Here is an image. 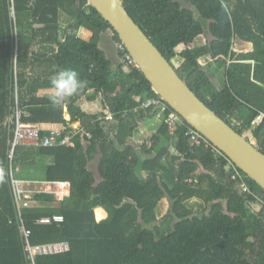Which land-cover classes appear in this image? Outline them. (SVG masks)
<instances>
[{
    "label": "trees",
    "instance_id": "obj_1",
    "mask_svg": "<svg viewBox=\"0 0 264 264\" xmlns=\"http://www.w3.org/2000/svg\"><path fill=\"white\" fill-rule=\"evenodd\" d=\"M119 2L195 95L264 154V0ZM16 19L0 0V264H27L11 169L17 180L70 185L63 200L42 192L22 210L31 244L70 245L37 264H264V189L203 136L195 146L184 119L170 134L175 111L127 64L89 0H16ZM62 69L86 83L53 106L51 79ZM220 70L223 87L213 80ZM145 98L165 110L135 112ZM17 113L45 130H83L72 148L18 146L11 164ZM98 208L108 214L101 221ZM54 215L64 222L37 223Z\"/></svg>",
    "mask_w": 264,
    "mask_h": 264
},
{
    "label": "water",
    "instance_id": "obj_2",
    "mask_svg": "<svg viewBox=\"0 0 264 264\" xmlns=\"http://www.w3.org/2000/svg\"><path fill=\"white\" fill-rule=\"evenodd\" d=\"M89 2L113 27L157 94L264 189V154L195 95L119 0Z\"/></svg>",
    "mask_w": 264,
    "mask_h": 264
},
{
    "label": "built area",
    "instance_id": "obj_3",
    "mask_svg": "<svg viewBox=\"0 0 264 264\" xmlns=\"http://www.w3.org/2000/svg\"><path fill=\"white\" fill-rule=\"evenodd\" d=\"M9 12L10 18L13 25H16V0H9ZM119 51L123 52L124 60L130 67H137V64L128 52L124 44L119 45ZM199 64L205 66L207 64L206 59H199ZM163 100V99H162ZM159 98H145L141 100L139 107L134 110L135 112L148 110L154 107L165 106L163 101ZM17 94H16V102ZM161 113V117H162ZM113 114H109L106 118L107 120H112ZM16 129L14 133V139L12 143V149L9 155L10 162L12 164L15 149L18 146L26 147H54V146H66L69 148L74 147V137L82 131V127L73 128L71 126L70 130L66 127L55 128L51 127L49 129H43L41 125L37 123H22L20 121V113H17ZM166 123L168 125L171 135H175L180 127L184 125L182 117L176 113L171 112L166 118ZM90 138L91 134L87 133ZM187 136L190 137V141L195 146H202L204 143L202 135L195 129H190L187 132ZM148 145L151 146L152 142L147 141ZM174 151V150H173ZM12 191L14 195L15 208L17 212V217L19 219V231L23 238L24 253L26 256L27 264H37L36 260L39 256H49L60 253H65L70 251V245L67 242H52L47 244L33 245L30 242L31 231L28 230L22 221V210L24 208L30 207V200L35 194L48 192L46 189H39V186L43 185H53V183L47 182H30L17 180L12 175V169L10 171ZM53 193V191H50ZM64 222V217L62 215H54L52 217H44L38 220L40 225H51L54 223Z\"/></svg>",
    "mask_w": 264,
    "mask_h": 264
},
{
    "label": "clouds",
    "instance_id": "obj_4",
    "mask_svg": "<svg viewBox=\"0 0 264 264\" xmlns=\"http://www.w3.org/2000/svg\"><path fill=\"white\" fill-rule=\"evenodd\" d=\"M85 81L73 69H62L51 79L52 96L50 102L53 106L61 105L68 97L74 95L85 86Z\"/></svg>",
    "mask_w": 264,
    "mask_h": 264
},
{
    "label": "crops",
    "instance_id": "obj_5",
    "mask_svg": "<svg viewBox=\"0 0 264 264\" xmlns=\"http://www.w3.org/2000/svg\"><path fill=\"white\" fill-rule=\"evenodd\" d=\"M66 18L63 16L62 17V22L64 23V24H66V20H65ZM237 45H239V48H240V46H242L241 44H242V42H237L236 43ZM244 44V43H243ZM246 44H248V43H246ZM250 45V44H249ZM252 48V47H251ZM239 51V50H238ZM240 51H243V50H240ZM230 63V62H229ZM217 73V72H216ZM50 94L49 92H43V94L44 95H46V94ZM87 106H88V102L83 106V108L84 109H86L87 108ZM66 117V119L67 120H70V117L68 116V115H66L65 116ZM160 118V119H159ZM161 119H162V117H161V115L159 114L158 116H157V118L155 119V121L154 122H152V130H149V129H147L148 131H150V134L149 135H151L152 134V132H154L155 130H156V127L158 126V124H160L161 123ZM160 122V123H157V122ZM78 126H75V125H72V127H74V128H80V126L82 127V129H83V126L79 123V124H77ZM51 127H55V126H50V127H48L47 129H49V128H51ZM55 128H62V127H55ZM146 129H144V131H143V134L144 135H146V131H147ZM148 135V136H149ZM147 137V136H146ZM1 171V170H0ZM51 186H53L52 188V190H47V188H51ZM65 186V188H63ZM39 189H46L47 191H48V193H51L50 191H53V193L52 194H54L55 195V197H56V199L58 200V201H61V200H63L65 197H67V196H69V194H70V185L69 184H66V183H53V185H50V184H47V185H43V186H39L38 187ZM61 195L62 196V198H59V196L58 195ZM60 200H59V199ZM31 203V202H30ZM32 205V204H31ZM31 205H30V207H31ZM98 209H102V208H98ZM97 210V209H96ZM104 212H105V216L107 217L108 216V214H107V212L104 210V209H102ZM105 217V218H106ZM97 218V217H96ZM104 218V219H105ZM97 221H101V220H97Z\"/></svg>",
    "mask_w": 264,
    "mask_h": 264
},
{
    "label": "rangeland",
    "instance_id": "obj_6",
    "mask_svg": "<svg viewBox=\"0 0 264 264\" xmlns=\"http://www.w3.org/2000/svg\"><path fill=\"white\" fill-rule=\"evenodd\" d=\"M223 29L225 30V31H232V27H231V24L230 23H228V25H225V26H223ZM237 42H239L240 43V41L238 40V39H234V43H237ZM242 46H240V48H239V50H243L244 52H247V51H250L251 50V45H249V44H246V43H242L241 44ZM214 83H216V84H221L220 85V87H223L224 85H223V83H225V78H224V70H220L218 73H216L215 74V76H214ZM219 86V85H218ZM160 119V118H159ZM262 119H263V117H260V118H258V120H256L255 122H261L262 121ZM157 123H160L159 121L157 122ZM77 124H79V123H77ZM77 124H74L75 126H78ZM74 126V127H75ZM73 127V128H74ZM150 134V131H146V136H148ZM150 136V135H149ZM139 139V138H138ZM141 139V138H140ZM142 141V140H141ZM53 186H51V188H47V190L49 189V190H52L53 188H52ZM63 188H65V187H63ZM59 196V198H62V196L59 194L58 195ZM58 198V199H59ZM60 200V199H59ZM167 205H165V206H163L162 207V209L164 210L163 212H161L162 214L163 213H165V211L167 210V207H166ZM95 215H96V210H95ZM106 217V216H105ZM97 219V218H96Z\"/></svg>",
    "mask_w": 264,
    "mask_h": 264
},
{
    "label": "bare ground",
    "instance_id": "obj_7",
    "mask_svg": "<svg viewBox=\"0 0 264 264\" xmlns=\"http://www.w3.org/2000/svg\"><path fill=\"white\" fill-rule=\"evenodd\" d=\"M96 217H97V220H103L105 218V212L102 209H97Z\"/></svg>",
    "mask_w": 264,
    "mask_h": 264
}]
</instances>
